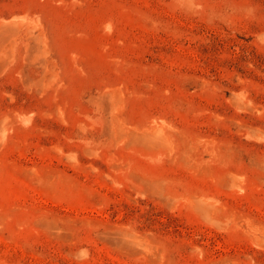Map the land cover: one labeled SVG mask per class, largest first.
Instances as JSON below:
<instances>
[{
    "label": "rangeland",
    "instance_id": "rangeland-1",
    "mask_svg": "<svg viewBox=\"0 0 264 264\" xmlns=\"http://www.w3.org/2000/svg\"><path fill=\"white\" fill-rule=\"evenodd\" d=\"M0 264H264V0H0Z\"/></svg>",
    "mask_w": 264,
    "mask_h": 264
}]
</instances>
